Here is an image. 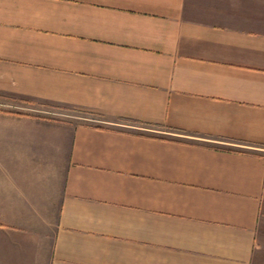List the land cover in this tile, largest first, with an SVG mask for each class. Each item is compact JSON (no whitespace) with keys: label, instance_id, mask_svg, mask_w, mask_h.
<instances>
[{"label":"crops","instance_id":"crops-1","mask_svg":"<svg viewBox=\"0 0 264 264\" xmlns=\"http://www.w3.org/2000/svg\"><path fill=\"white\" fill-rule=\"evenodd\" d=\"M0 96L94 120L0 108V264H264V0H0Z\"/></svg>","mask_w":264,"mask_h":264},{"label":"rangeland","instance_id":"rangeland-1","mask_svg":"<svg viewBox=\"0 0 264 264\" xmlns=\"http://www.w3.org/2000/svg\"><path fill=\"white\" fill-rule=\"evenodd\" d=\"M0 108L13 112H20L27 117L26 119L31 120H53L60 122L64 120H73L75 123H90L94 121L92 116L87 113L54 105H30L22 100L12 97L0 96ZM25 212L30 220L29 224L39 231L40 236L42 238L48 236L49 238V232L51 231V228H53L57 211L55 209H50L28 210ZM31 219L33 220L31 221Z\"/></svg>","mask_w":264,"mask_h":264}]
</instances>
